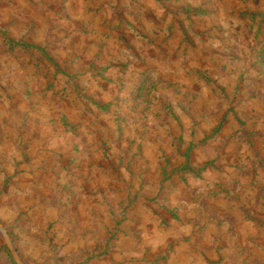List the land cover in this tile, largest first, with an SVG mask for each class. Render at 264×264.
I'll return each instance as SVG.
<instances>
[{
    "label": "rangeland",
    "instance_id": "1",
    "mask_svg": "<svg viewBox=\"0 0 264 264\" xmlns=\"http://www.w3.org/2000/svg\"><path fill=\"white\" fill-rule=\"evenodd\" d=\"M0 264H264V0H0Z\"/></svg>",
    "mask_w": 264,
    "mask_h": 264
},
{
    "label": "water",
    "instance_id": "2",
    "mask_svg": "<svg viewBox=\"0 0 264 264\" xmlns=\"http://www.w3.org/2000/svg\"><path fill=\"white\" fill-rule=\"evenodd\" d=\"M0 230L2 231L3 235H6L4 229L0 226Z\"/></svg>",
    "mask_w": 264,
    "mask_h": 264
}]
</instances>
